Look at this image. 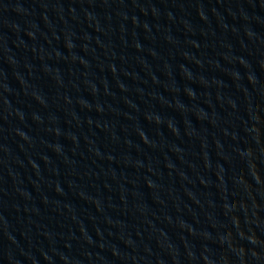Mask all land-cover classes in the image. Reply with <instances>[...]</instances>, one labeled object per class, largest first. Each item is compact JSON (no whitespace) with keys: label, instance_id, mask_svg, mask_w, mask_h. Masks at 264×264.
Wrapping results in <instances>:
<instances>
[{"label":"water","instance_id":"water-1","mask_svg":"<svg viewBox=\"0 0 264 264\" xmlns=\"http://www.w3.org/2000/svg\"><path fill=\"white\" fill-rule=\"evenodd\" d=\"M0 264H264V0H0Z\"/></svg>","mask_w":264,"mask_h":264}]
</instances>
